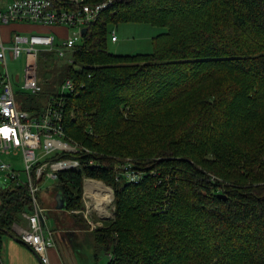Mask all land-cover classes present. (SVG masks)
<instances>
[{
    "label": "trees",
    "instance_id": "1",
    "mask_svg": "<svg viewBox=\"0 0 264 264\" xmlns=\"http://www.w3.org/2000/svg\"><path fill=\"white\" fill-rule=\"evenodd\" d=\"M198 15L209 19L200 21ZM120 21L167 27L153 38L151 53L116 55L107 48V24ZM226 25L258 42L264 38V0H112L68 50V63L59 62L55 51L40 52L38 63L41 59L43 65L54 66V82L60 85L70 78L75 84L73 92L62 96L63 129L88 150L74 155L78 168L57 173L55 192L61 193L67 210H78L85 178L113 189L114 217L92 233L97 251L110 257L106 264H264V138L259 133L264 104L256 107L263 96L264 51L254 52L252 44L227 34ZM225 77L230 82L225 84ZM210 78L224 84L217 95L204 84ZM39 79L42 93L18 91L17 99L24 98L22 109L42 107L39 97L46 93L47 78ZM238 86L246 95L242 101L253 104L237 116L251 128V136L245 135L246 145L232 153L227 152L232 149L229 140L207 126L221 121L224 108L219 102ZM192 87L204 93L176 116V135L165 137L164 144L143 155L134 147L109 144L110 136L122 135L124 126L136 128L134 134L125 132V139H141L149 127L147 111ZM56 92H48V98ZM190 145L195 153L186 149ZM208 147L211 158L202 152ZM127 155L133 168L143 170L137 183L117 174ZM23 212H32L27 186L8 183L0 189V250L4 235L13 233Z\"/></svg>",
    "mask_w": 264,
    "mask_h": 264
},
{
    "label": "built area",
    "instance_id": "2",
    "mask_svg": "<svg viewBox=\"0 0 264 264\" xmlns=\"http://www.w3.org/2000/svg\"><path fill=\"white\" fill-rule=\"evenodd\" d=\"M111 4L112 0L96 4H87L83 0L0 1V24L28 22L76 29L75 32L72 31L57 40L53 34L47 33L29 35L14 33L7 44L0 38V62L3 65V72L0 74V154L17 151L21 153L23 161L21 171L25 175V180L20 178V170L4 162L1 157L0 172L7 185L14 183L27 186L32 212L25 214L27 225L21 229L18 237L31 247L42 264L49 263L48 250L54 246V240L50 232L42 234L39 214L45 221V209L39 205L36 195L40 183L45 176L56 180L59 171L78 168L80 161L74 155L88 150L81 143L68 138L63 129L62 96L75 90L73 80L65 78L56 92L59 95L50 96L39 110L22 109L16 97L15 82L8 72L6 53L8 52L13 59L21 55L24 58L23 75L18 83L20 90L32 95L40 94L43 91L38 75L40 52L55 51L59 57L63 56L83 38L81 29L87 28L88 31L99 14ZM111 41H117L114 30L111 31ZM16 79L18 82V77ZM118 168L117 174L122 175L126 182L137 183L143 177V170L133 168L131 161L124 162ZM118 179L119 176L116 175V180ZM84 181L85 205L91 200L100 199L99 195L95 197L87 190L88 183H97L100 187L106 188L112 195L109 201L108 192L105 191L104 198L113 203V193L102 184V181L93 178H85Z\"/></svg>",
    "mask_w": 264,
    "mask_h": 264
},
{
    "label": "rangeland",
    "instance_id": "3",
    "mask_svg": "<svg viewBox=\"0 0 264 264\" xmlns=\"http://www.w3.org/2000/svg\"><path fill=\"white\" fill-rule=\"evenodd\" d=\"M1 1V0H0ZM11 1V0H9ZM208 15H198V18L200 21H208ZM162 19V18H161ZM169 21V19H168ZM156 24V23H155ZM159 25V26H158ZM167 27V24L160 25H152L149 23H138V22H125L120 21L118 23L114 22H108L107 29L109 31L108 36V44L107 48L108 51L116 54V55H136V54H147L151 53L154 48V42L153 38L160 33L165 32ZM231 27V26H230ZM229 25L224 26V30L227 32V34L236 35L240 37L246 44H252L254 46V52H262L264 51V38H259L258 42L254 41L252 37L248 36L246 33L239 31L238 29L233 30L232 27L230 28ZM69 33H72V31H76L75 28L69 29ZM114 30L117 41L112 42L110 41V32ZM19 34H23L20 32H15ZM34 34H44V32L41 31H33ZM31 34V33H30ZM23 35H29V34H23ZM55 39L57 40V36L54 34ZM255 42V43H254ZM258 43V44H257ZM71 52L67 51L63 56L59 58V62H62L64 64L69 62V59L71 58ZM6 62H7V68L9 75L11 76L12 80L15 82V89L19 88L18 83L22 79L23 75V65H24V58L21 55L20 57L13 59L10 57L9 53H6ZM54 66L43 65L42 60L40 59L38 63V75L40 77L47 78V82L45 85L46 93L44 96L39 97V103L45 102V100L48 99V92H55L58 91L59 83L55 81V76L53 71ZM3 72V65L0 62V74ZM223 75L225 73H228V70H221ZM18 77V82L16 81ZM225 84L230 82L231 77L227 80L225 77ZM236 79L234 80V84L236 82ZM54 82V83H53ZM244 82L247 84V81L244 80ZM207 83V89L209 92H215L214 94H218L222 90V86L224 84H214L212 82V79H206L204 84ZM244 84L243 86H246ZM238 89L233 90L230 96H224L221 99V102L219 104L222 109V117L221 121L219 122L217 120V123H214V125H208L207 130L211 131L215 134L222 135L223 138L228 139L230 142V146L232 149L228 150L227 152H238L236 147L243 148L246 145V141L244 139L245 135H248L251 131L246 127V121L242 120L239 122L237 121L238 113H241L242 111H248L251 110L253 104H249L250 101L247 99L246 102L242 101V97L245 96L242 95L241 86L237 87ZM20 89V88H19ZM259 91L263 94L261 96L260 100L256 102V107L258 103L264 104V88L259 87ZM169 91L167 90L166 95H168ZM173 93V92H172ZM201 93H204V90L197 91L195 88H188L178 94L170 95L171 98L167 99L169 103H163L159 106L152 107L150 110L147 111V125L149 127L146 129L147 132L142 135L141 139H135L131 138L130 135L127 139H125L124 133H131L134 134L136 132V128L131 126H124L119 131H122V135H111L108 142L115 148H133L135 151L143 155L146 153V150H150L157 146L158 143L164 144L166 140L165 137L171 138L174 135H176V132L173 130L174 128H177L179 126V121L176 119V116H178L180 113H184L187 109L191 108L192 104L197 100V96ZM206 93V92H205ZM248 94V93H246ZM233 96V99L231 101V97ZM209 97H212L209 96ZM22 102L24 98H21ZM213 99L211 98L212 101ZM208 101V102H209ZM207 103V101H205ZM236 105L237 108L234 109V106ZM240 108V109H239ZM125 112V111H124ZM214 112V111H213ZM162 114V115H161ZM217 114V112H216ZM215 114V115H216ZM260 115L264 117V108L260 111ZM173 122H176L175 124ZM209 122V121H208ZM264 124V122H263ZM206 127V126H205ZM205 127H202L201 133L205 132ZM246 128V132L243 131V129ZM262 137L264 138V128L259 132ZM162 136L161 139L159 137ZM248 136H251L248 135ZM129 139V141H128ZM218 147L221 146L220 143L217 145ZM261 148H264V146H261ZM187 150H191V152L195 153L194 148L192 145L189 146V148H186ZM208 151V157H212L213 152L212 148H203L202 152ZM179 152H185L182 148H180ZM128 157L125 158V161H131L130 155H127ZM1 159L9 164L16 165L17 170H23V161L21 159V153L19 151L16 152H9L5 154H0ZM260 163H262V167L264 168V154L260 158ZM264 170V169H262ZM1 173V172H0ZM20 178L22 180H25V175L21 171L20 172ZM95 180V179H94ZM99 182V181H97ZM56 183V180L50 176H45L43 180L40 183V189L37 192V201L41 207L47 206L48 208H51L50 206H53V197L55 194L54 184ZM101 183V182H100ZM105 186H107L105 183H102ZM85 181H83V189H82V198H81V205L82 208L78 209L77 212H74L76 217L82 218L88 227L93 228V230L97 227L103 226L104 222L111 220L114 217V201L113 203H110L105 198H100L99 200H91L88 202V204L85 205V202L83 201V190H84ZM113 193V189L111 186H107ZM112 195V194H111ZM104 202H102V200ZM99 202V203H98ZM98 203L99 210L96 208V204ZM106 208V209H105ZM53 209V208H52ZM103 210V211H102ZM70 211V210H69ZM72 214V213H71ZM21 216L24 217L25 220H27L25 214H21ZM26 225V224H25ZM24 225V226H25ZM20 227L16 226V232L15 234H19V232L22 229V226ZM23 226V227H24ZM94 226V227H93ZM109 256L107 257V261L109 260ZM101 260L105 261L106 257L103 254V257Z\"/></svg>",
    "mask_w": 264,
    "mask_h": 264
},
{
    "label": "crops",
    "instance_id": "4",
    "mask_svg": "<svg viewBox=\"0 0 264 264\" xmlns=\"http://www.w3.org/2000/svg\"><path fill=\"white\" fill-rule=\"evenodd\" d=\"M35 30L47 34H55L58 39L64 38L70 34L69 28L63 26L13 22L9 24H0V38L7 44L15 32L30 34ZM18 91H20V89L16 88V97L19 96ZM19 102L22 103L20 100ZM13 166L16 168V165ZM0 181L2 182H0V189H2L4 187V181L1 173ZM4 183L6 184V182ZM56 193L57 192H55L53 197V206H50L51 208L43 206L45 209L44 215L46 224L44 232L46 234L50 232L54 240V246L48 250V264H106L109 255H105V261L101 260L103 254L97 251L94 236L92 234L93 228L88 227L82 218L73 215L75 214L73 212L75 210L56 209ZM27 213L28 212H23L22 214ZM25 224L27 225V220L21 216L20 220L13 224V233L11 235H4L0 250L1 264H42L40 260L36 258L32 250L19 242V237L15 234L16 226L20 227L19 225H21L22 228H25ZM97 254L98 257H96Z\"/></svg>",
    "mask_w": 264,
    "mask_h": 264
},
{
    "label": "water",
    "instance_id": "5",
    "mask_svg": "<svg viewBox=\"0 0 264 264\" xmlns=\"http://www.w3.org/2000/svg\"><path fill=\"white\" fill-rule=\"evenodd\" d=\"M86 32H87V28H82V29H81V33H82L83 35H85ZM0 182H1V181H0ZM1 183H2V182H1ZM3 184H4V187H5L6 184H5L4 182H3ZM55 200H56V209H58V210L66 209V201H65V199L63 198V196L61 195L60 192H57V193H56ZM39 220H40V224H41V228H42V234H44V233H45V232H44V228H45L46 224H45V221H44L42 215H40V214H39ZM7 235H10V234H7ZM18 240H19V242H21V243H23L24 245H26L30 250H32L31 247H30L29 245H27L26 243H24L20 238H18ZM32 251H33V250H32ZM33 252H34V251H33ZM34 254H35L36 258H37L38 260H40V259H39V256H38L35 252H34Z\"/></svg>",
    "mask_w": 264,
    "mask_h": 264
},
{
    "label": "bare ground",
    "instance_id": "6",
    "mask_svg": "<svg viewBox=\"0 0 264 264\" xmlns=\"http://www.w3.org/2000/svg\"><path fill=\"white\" fill-rule=\"evenodd\" d=\"M87 190L92 192V194H94V196L96 197L97 195L100 196V198H104V194H105V191H107L106 188H104L103 186L100 187L99 184L97 183H88L87 184ZM108 192V191H107ZM111 199V194L108 192V200L110 201ZM102 200V199H101ZM102 202H104L102 200ZM99 203V202H98ZM98 203L96 204V208L99 209L98 207ZM106 209V208H105ZM103 211V210H102Z\"/></svg>",
    "mask_w": 264,
    "mask_h": 264
}]
</instances>
